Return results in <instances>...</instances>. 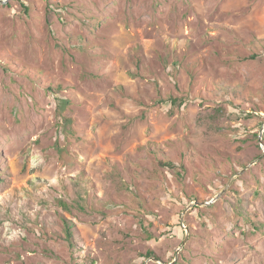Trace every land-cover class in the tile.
Masks as SVG:
<instances>
[{
	"label": "rangeland",
	"instance_id": "1",
	"mask_svg": "<svg viewBox=\"0 0 264 264\" xmlns=\"http://www.w3.org/2000/svg\"><path fill=\"white\" fill-rule=\"evenodd\" d=\"M0 264H264V0L0 3Z\"/></svg>",
	"mask_w": 264,
	"mask_h": 264
},
{
	"label": "trees",
	"instance_id": "2",
	"mask_svg": "<svg viewBox=\"0 0 264 264\" xmlns=\"http://www.w3.org/2000/svg\"><path fill=\"white\" fill-rule=\"evenodd\" d=\"M64 103V102H63ZM68 102H65L64 104H67ZM178 103V100L176 99H172V104L173 105H176ZM161 165L165 166V167H172L174 166V164L172 163H161ZM67 234H68V238L72 236L71 232H70V228H67ZM147 256L148 257H151V256H155L153 252H148L147 253Z\"/></svg>",
	"mask_w": 264,
	"mask_h": 264
},
{
	"label": "water",
	"instance_id": "3",
	"mask_svg": "<svg viewBox=\"0 0 264 264\" xmlns=\"http://www.w3.org/2000/svg\"><path fill=\"white\" fill-rule=\"evenodd\" d=\"M7 2V0L5 1V0H0V3H6ZM262 134H263V132H262ZM262 134L260 135V142H262L263 141V139H262ZM154 261H158L157 259H154Z\"/></svg>",
	"mask_w": 264,
	"mask_h": 264
}]
</instances>
